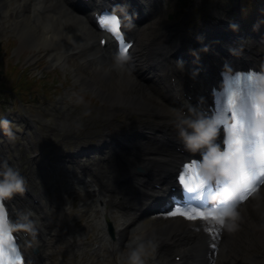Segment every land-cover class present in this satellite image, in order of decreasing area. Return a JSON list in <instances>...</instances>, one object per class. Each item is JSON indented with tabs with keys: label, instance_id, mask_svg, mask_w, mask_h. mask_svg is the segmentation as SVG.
<instances>
[{
	"label": "bare ground",
	"instance_id": "bare-ground-1",
	"mask_svg": "<svg viewBox=\"0 0 264 264\" xmlns=\"http://www.w3.org/2000/svg\"><path fill=\"white\" fill-rule=\"evenodd\" d=\"M11 0H0V8L4 11V15H6L7 11L11 10ZM53 6H61L63 10H67L70 13V20H74L78 23L79 27H82V30L75 29L71 30L65 28L62 24V21L59 16L51 15L49 16L52 18L49 23H42L40 21H35L36 18L34 14V10L28 11L24 17L19 18V14L17 15V23H21L22 28L26 29V41L30 42L32 48H42V47H50V56L53 61H61L66 59L67 52L71 49H85L86 46L91 44L95 37L90 38V33L92 32L95 36L97 34L96 29L92 26V23L88 22V16H84L75 12L74 10L70 9L69 2L67 0H36L34 6L39 7L40 9H44V7ZM153 8V6H152ZM20 25V24H19ZM49 29H52L51 32ZM93 35V36H94ZM144 33L140 35V41L143 42V45H147L149 42V36H143ZM148 39V40H147ZM153 40L150 43V46L157 43V39L151 37ZM74 51V50H73ZM152 51L149 50L148 52ZM213 52L208 53V55H212ZM84 62L83 64H86ZM141 64V59L137 65ZM86 70L90 73L89 76L96 78L95 81L91 83H87L90 86L92 84V88L96 89L97 93L102 97L103 101L109 102V111H116L117 109L114 107L113 103L120 101L125 102V109H130L127 107H132L134 109H130L129 111H140L141 113H146L152 116L153 113L158 115L159 113H172L171 109H161L163 108L160 102L156 101L154 96L151 94L157 93V88L150 85L147 81H144V74L141 73L137 68H133L134 74H131L130 77H126L128 80V84L130 85V91H123L120 89L119 81L114 80L115 70L110 66H93L86 67ZM123 67H121L120 74L123 73ZM129 71V69H128ZM127 72V71H126ZM81 75L78 76L80 78ZM87 80V77L85 78ZM144 86V90L142 85ZM91 87V86H90ZM134 93V94H132ZM125 94L126 96H124ZM113 105V106H112ZM154 118V116H152ZM157 130H154V134ZM262 209V210H261ZM259 211L264 212V207L261 208ZM260 213H257V215ZM153 224L143 225L142 235H146L150 233L152 230ZM185 228V227H181ZM217 228V227H216ZM245 229V226L242 227ZM193 232V231H192ZM191 233V231H190ZM189 235L186 231H179L178 233L174 234L173 236H187ZM227 235L225 234L224 239L222 241V248L227 247ZM241 237V236H240ZM190 238L195 239L194 235H190ZM212 237L207 234H200L199 241H195L196 245L193 248V245L185 244L184 242L181 243V248L183 252L185 251L186 254L190 257H197L199 256L209 244V239ZM239 240V239H237ZM175 243V242H174ZM177 244V243H176ZM178 245V244H177ZM177 251H180L179 248H175ZM228 253V252H226ZM226 255H224L225 257ZM229 259L228 257H226Z\"/></svg>",
	"mask_w": 264,
	"mask_h": 264
},
{
	"label": "clouds",
	"instance_id": "clouds-1",
	"mask_svg": "<svg viewBox=\"0 0 264 264\" xmlns=\"http://www.w3.org/2000/svg\"><path fill=\"white\" fill-rule=\"evenodd\" d=\"M184 123L187 127L181 128V135L192 151L203 149L201 159L203 165H207L210 159L220 158L217 160L214 172H210L209 169L205 168V171L209 173L210 179H216V176L227 177L229 173L221 166L227 162L224 148L221 149V145L217 141L221 126H218L211 118L200 115L188 117ZM24 179L16 168L5 162L3 167H0V198H10L15 193L22 192L24 190ZM220 196V189L213 190L209 194V198L212 201L219 199ZM231 201V196L225 195L224 206L216 209L217 212L222 213L224 224L227 226H230V219L238 213L236 204ZM19 227L28 228L30 224L24 223L19 225ZM128 259L130 264H143L140 253L135 249L129 253Z\"/></svg>",
	"mask_w": 264,
	"mask_h": 264
},
{
	"label": "rangeland",
	"instance_id": "rangeland-1",
	"mask_svg": "<svg viewBox=\"0 0 264 264\" xmlns=\"http://www.w3.org/2000/svg\"><path fill=\"white\" fill-rule=\"evenodd\" d=\"M162 17V21L158 22L153 31L151 32V34H155L157 32V29L159 26L162 25V23L167 22V18L165 16V13L162 12L160 14V16L158 17L161 18ZM0 18V47L2 50V44H6L8 48H10V45L7 43H3L2 39L3 38H9L11 36H13L14 32H12L11 29V21H7L5 22V20L3 19V16H1ZM3 30H9V33L2 35V31ZM29 45V42L25 41L23 36H22V41L18 44H16L15 47L11 48L12 53L16 54L15 57L12 58L11 54L12 53H6L9 55L8 59L10 61L16 60V61H22L25 62L28 60V57L26 56V54L23 52L26 49V46ZM21 53V54H20ZM18 54H20V56H18ZM42 56V54L40 55ZM40 57H36L35 59H38ZM13 59V60H11ZM74 61H70L69 64L73 65ZM27 65V63H26ZM31 65V64H28ZM42 65H46L47 70L51 71L49 72V76H48V87L50 86L51 88H55L58 86L59 82L58 80H68V84L70 86V88H79L78 86V81L75 80V78L72 77L71 73L69 72L68 68H55V66H53L52 64L46 63V62H42V60H40L39 62L35 63L32 65V67L29 68L30 72H34L36 73V71H38L39 67ZM59 77V79H58ZM93 94H90L86 96L87 98V103L84 104L81 108L77 109V110H73L71 112L68 113V116L66 117V119L64 120V127L67 128L68 130H64V133H70L72 130H75L78 132V135H81L82 130L80 129V124H85L86 129H89L88 127V123L89 122H95V120H99L100 117V113H99V104L96 103V99H92ZM3 97V95L0 94V98ZM12 98H9V96L7 97H3L4 100H6L12 107L14 105V102L18 101L20 99L19 96H10ZM50 107L47 108V110L45 111H40V108L42 107L41 104H33L32 102H29V108L31 110H34L35 112V118H40L41 117V121H45L47 123L48 120L50 118V114L52 115L53 119L52 121H50V123L53 122L54 120V116L57 115V110L52 106L49 105ZM28 113H31V111H29ZM81 116V119H80ZM90 116L92 117V119H90ZM45 123V124H46ZM44 125V124H43ZM42 127V125H41ZM87 131V130H86ZM158 218L154 219L153 222L157 221ZM262 236H264V231L262 232V234L259 235V241L261 242V246H259V244H257V247L253 250L250 251H244V253L241 255L240 261L237 264H264V255L262 254V257L258 258H253L252 256L254 255L255 252H258L256 254H259L262 252V248L264 247V241L262 240ZM259 246V247H258Z\"/></svg>",
	"mask_w": 264,
	"mask_h": 264
},
{
	"label": "snow or ice",
	"instance_id": "snow-or-ice-1",
	"mask_svg": "<svg viewBox=\"0 0 264 264\" xmlns=\"http://www.w3.org/2000/svg\"><path fill=\"white\" fill-rule=\"evenodd\" d=\"M116 26L118 27V19L116 20ZM230 104H234L235 102L230 100ZM259 109V105L255 106ZM233 115H237L242 118H248V111L243 108L239 111H233ZM221 125H223V120L220 121ZM238 131H242L245 135L244 139H240L239 137L236 139L235 143L240 144L244 148H249L254 153L256 150V145L259 144L261 150H264V131L260 132H252L250 131L251 123L249 120V124L247 128H239V121L232 126ZM228 148H231V144L228 145ZM248 161L254 160V156L246 157ZM261 174H264V160L261 162ZM185 168H189V173H181L179 180L182 184L186 183L189 177L193 181H198L199 184L207 183V180L199 175V168L197 162L190 161L188 164L184 166ZM238 178L244 184L245 192L251 190L252 186L257 182V168L255 166L250 167L247 163H241L240 168L238 170ZM244 198V197H242ZM4 199L0 198V206H3ZM224 206V205H222ZM221 206V207H222ZM170 215L182 214L191 219H204L210 220L215 219L219 225H224L225 221L223 219L222 213L217 211H208L201 208H185L177 205L176 208L173 209ZM7 215L0 214V264H23L22 258L19 257L18 249L15 245V236L11 232L10 229H6L7 224ZM15 253V255H13Z\"/></svg>",
	"mask_w": 264,
	"mask_h": 264
}]
</instances>
